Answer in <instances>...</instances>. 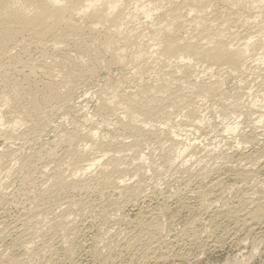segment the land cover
Wrapping results in <instances>:
<instances>
[{
  "label": "bare ground",
  "instance_id": "6f19581e",
  "mask_svg": "<svg viewBox=\"0 0 264 264\" xmlns=\"http://www.w3.org/2000/svg\"><path fill=\"white\" fill-rule=\"evenodd\" d=\"M214 1L215 0H0V107H1L0 136L5 137L6 141L7 139L8 140L10 139L9 141H11L12 138L17 139L22 137V132L18 129V127H21L19 126L20 124L28 123V125H26L28 126L26 130L35 135L45 130V127L48 124L47 122L50 121V120L47 121L48 118L46 115L47 110H50V108H52L51 106L57 101L62 100V103L63 101L66 103V101H68L71 95V91L70 93L69 91L68 92L66 91L67 93L64 94L63 93L64 90L61 91V89L66 88L65 90H68L67 88H69V85L73 82V80L77 78H79V80L80 78H84L86 76L93 78L97 74V71L100 68H104V69L109 67L112 68V66L129 67L130 64H132L134 65L133 68L136 69L135 70L132 68L134 71L131 69L134 75L135 71L141 74L151 72L152 70L155 71L156 67L158 66L159 68L157 69L160 72H162L161 74L164 77L166 75H169L168 78L165 77V79H161L162 80L161 82H158L159 79L156 78V81L158 80L157 83H155L156 85L153 86L149 85V87H141L138 90L135 89L136 91L133 89L134 92H132L133 91L132 90L131 91L132 93L131 92L127 93V91L126 93L122 92L123 89L120 92V90L119 91L116 90L118 88L113 90L114 89L113 87V89H111L113 90V95H111L112 97H107L106 94V96L103 95L100 98L99 102L97 101L98 104L95 105L97 106L96 107L97 113L105 114V115L107 114V116H111V117L114 115L115 117L114 116L113 117L116 118V120H113L115 121V126H111L114 127L115 130V134L113 136L112 135L101 136L103 135V133L99 136L100 128L97 127L98 123H94L95 119L94 121H92L91 119H87L86 117L85 119V121L87 120L86 123H88V121L90 123V124L88 123L89 125H86V126H90L89 128H87L86 131L85 130L81 131L82 130L80 129L81 127L79 126L80 127L79 128L76 126V124L78 123L77 122L75 123L74 126L76 127L73 130L70 131L65 130V133L64 131H62L64 135H62L59 138L57 137L58 139L55 138L56 140H54L51 143V146L50 145L49 147L45 146L46 148L42 147L40 151H37L38 154L36 155L25 156L24 158L21 159V161L19 159L18 162L19 164L15 162V159L16 158L18 159L16 150H11L6 147L7 149H3L0 151V169H1L0 172L3 175V178H6V180L7 178L10 180L15 178L16 180H19L23 184L27 183V181L28 182L30 181L31 185L37 189V192L35 191L36 194L34 193L35 196L32 198L33 201L31 200L32 201L31 202L29 200L31 202V206L29 209L28 208L27 209L30 211L31 216L32 215L35 217L36 215L38 216L37 220L36 219L34 220L32 218L27 219L24 222V224H22L25 228H21L19 224V226L17 227L18 232L23 229L21 231L22 233H18L19 235L21 234L20 236L17 237L14 236L15 239H13V241L11 240L13 245L11 244V246L9 245L5 249H3L2 247L3 250H0V263L6 261V263L8 264H27L30 262H33L34 264L35 261L36 262L42 261L41 262L42 264H48L49 261L46 258V256L54 248V245L53 243H51L50 241L51 239L48 241L45 238L46 233L49 231L56 230L58 229V227L62 226L63 223H66L65 222L66 219L64 218L65 216H69L67 214L68 210H70V212L74 214L78 213L77 214L78 216L79 212L77 211L76 207L78 209H82V207H84L82 205L86 203L84 200H82L84 197L82 199H78L79 201H76L77 199L74 200L73 198L69 197L71 193L68 196H66L65 194L67 193L68 189L69 190L73 189L74 191H76L77 189L78 190L80 189V191L85 189L86 193H90V191L92 192L91 189H93L94 186L98 187L100 185L102 187L103 186L105 187L108 185H112L120 190L118 191L116 189L121 196L122 195L126 196V194H128V196L130 197V193H134V192L139 193L140 196L142 193L139 190H141L142 188L138 189L136 188L137 186H131L129 182L131 177L136 176L137 183H139L140 185L141 181L143 180L142 178L147 174L148 169L157 172L161 168L160 165L158 167L154 165L155 163L152 164L149 163V161H147L148 159L147 153L144 150L145 148L146 149L151 148L152 143L154 144L157 143V145L159 144L158 145L159 148L161 147L163 148L165 144L169 143L168 148L166 147L167 150H165L164 147L165 151H163L164 153L161 154L164 163H167L169 166L174 165L176 161H178V167L181 166L180 167L181 170L183 166V169L185 171H189V167L187 166L189 162L194 161L199 163V165L201 166V168L198 169L199 173L197 172L198 174L196 173L195 175L196 177L194 178L195 173L192 171L194 174L193 175L189 174L185 179L188 182L200 179L198 178L200 176L201 177L208 176L207 170H210V168L208 166V162L206 161V159L214 160L219 158L221 155H223V157L229 156L227 152L222 150L219 151L215 147L212 148L211 150H208L207 155L199 159L200 157L198 158L197 156L202 146H200L199 142L194 141L192 137L190 138L189 134L185 135V137L183 136L184 138L180 137L181 132L177 131L180 125L178 122L180 119L176 121L177 119L176 116H179L178 111H180V109L185 107L187 110L184 109V111L186 110L187 112L185 113L186 117L185 115L184 117L188 119L185 120V118L183 117L184 118L183 122L186 121L187 123L191 124L189 122L191 121L193 122V124L191 125L194 126L196 125L195 122L196 123L200 122V124L203 125L204 122L203 123L201 122L203 121L204 118L203 115V112L205 110L203 109L204 102L207 104V101H209L210 98L214 96V94H216L219 90H221L223 81L221 79H216V78L211 80H206L208 78L203 79L202 78L203 76L201 77L202 75L201 73H204L205 71L209 72L208 70H214L215 66L217 67V70L224 69L225 72L226 70L228 72H232V73L238 72L240 74L241 73L243 74L246 71L254 72L255 75L258 76V78L259 77L262 78L260 82V87L264 91V73L259 71V69H264L263 68L264 0H218L226 4L225 7L222 8H218V6L214 8ZM241 6H245L246 8H250V9L259 10L260 13L255 15L256 13L252 14L251 10H248L247 16H249V18L247 22L250 24V26H252V28L253 27L256 28L255 29L256 31L254 30L256 34L255 35L249 34L250 36L248 37L246 36L245 38L242 37L239 39L236 36H234V34L231 35L230 34L231 32H229L230 35L226 33L227 32L226 30L229 28L228 27L229 18L227 17L230 14L233 15V13L234 14L236 13L233 7L240 8ZM208 8L213 9L211 10V13L209 12L210 10ZM261 13L263 15V18L261 17V19H258ZM142 16L147 19H151V21L147 20L149 21L148 23L140 21ZM185 16H191V17L189 19L181 20V18ZM225 16L227 17L225 18ZM187 20H188V24H187ZM250 20L252 21L250 22ZM233 23L235 22H232V24ZM190 25L192 26V28L195 27V29L198 31V33L196 31L197 33L196 35L194 34L196 37V38L194 37L195 39H192L189 36L185 37L184 35L179 34L181 29ZM241 39L243 41H240ZM32 47L39 50V51L36 50L37 52H40V54H38L39 55L38 58L37 57L33 58L32 55L30 54ZM64 47L66 48L69 47V49L72 47L77 52L76 56L74 57V55L73 56L67 55L65 57H59V55H56L58 53V52L56 53V51L62 48L64 49ZM15 49H18V51L15 52L14 51ZM49 57L52 59V61L50 59H47ZM47 60H50L51 62L49 61L47 62ZM60 63H65L64 65L67 64L66 66H68V69L66 70V73H64L63 76H61L60 74L61 78L59 80L49 81L46 79V81L42 80L41 82V79L38 80L36 78L37 75L35 73L38 68L43 67L45 68L46 74L52 75L53 74L52 70H54L55 68L52 69L53 66L51 67V64H60ZM128 64L129 66H127ZM217 70L215 68V71ZM131 71L129 70L130 73ZM181 73L185 78V80H187L184 82L185 83L187 82V84L189 83L186 86L183 85V82L181 84H179L178 82L177 83L178 85H175L176 82L174 83L175 79L178 78L177 75H180ZM34 74L36 75L35 77ZM17 75H20L21 77H18ZM48 75L46 76L48 77ZM213 75H215V77L217 76L216 74ZM134 81L136 82L135 79ZM139 82L140 81H138V83ZM183 87H185L184 89L186 90L185 92H183L184 91ZM73 88L74 87H72V89ZM111 90L108 91L110 92ZM108 91L106 93H108ZM102 94H100V96ZM248 94L249 97L250 96L251 98L254 97V94L251 93L250 91ZM240 96L237 97H239V99L241 100L242 96L241 97ZM262 96L263 98L260 97L261 99H259V95L257 97L255 96L256 97L255 100L260 102V104L258 105L256 104L260 109L264 108V95ZM199 97L201 98L202 103L198 105L199 102H197L196 100ZM237 97H235L234 99H236ZM233 98L232 100H234ZM240 100L237 99L236 102L234 103L230 100L233 103L232 105L234 109L232 110L234 111V113H236L235 111H238L236 109H239V106L241 105L240 103L243 102L242 101L243 99L241 100L242 102ZM69 101L71 100L69 99ZM55 104L53 106H55ZM3 107H6V110L7 108L12 109L14 111V112L12 111V115L13 113H15V116L13 115L14 117L12 119L7 118L8 119L7 120L4 116L5 113L2 110ZM119 110L122 111L118 112ZM32 113L36 114V116L30 117ZM20 114L23 116H21ZM183 118L181 119L180 122L182 124H183L182 122ZM102 120L104 121V119ZM102 120H100V122ZM258 122L264 123L262 116H260ZM102 123L99 124L101 125ZM109 127H104V128L108 129ZM202 128L204 127L202 126L201 129ZM83 129H85V127ZM18 130L21 133L17 132ZM226 130H228L231 133H236L239 130V125L238 124L230 125V126L227 125ZM27 134L25 133V135ZM31 135L32 134H30V136ZM241 135L243 136V134H240L239 136ZM30 136L29 138H31ZM57 136H59V134ZM23 139L24 138H22V140ZM61 144L66 145V151H67L66 152L67 154L65 153L66 155H64L66 157L63 159H61V157L56 153L57 152L56 148L59 147V145ZM155 149H156V144H155ZM90 152L91 153L93 152L95 156L91 157L92 155ZM95 152L96 153L103 152V154L100 153L98 156H96L97 154H95ZM125 152H127V154H125ZM121 153H123L122 154L123 156L119 155ZM128 153L130 154L132 153L131 156L133 157L129 156L130 154ZM58 156L60 158H58ZM250 156L249 159H251ZM252 157H254V155ZM39 159H46L47 160V162L45 161L46 164H44L43 166L40 165L41 167L36 166L35 162ZM51 159L52 160L54 159V163L56 164L54 166L51 164L52 166L50 165L51 166L50 167L49 161ZM162 159L160 158L161 161ZM41 162L44 161L42 160ZM212 164L213 163H210L209 165L211 166ZM237 164L239 165L240 168H242L240 166L241 161L240 163ZM94 167L98 168L97 171L93 170ZM67 172H69L68 175L66 174ZM244 173H246V171ZM126 176L127 177L131 176V177L127 178ZM249 178L250 177L245 179L248 180ZM2 179L0 178V190L4 185L2 181L5 182V180ZM10 180L8 182L9 184H10ZM135 185L137 184L135 183ZM5 193L3 194L1 193L2 203H5L6 200H10L8 198L5 199L7 197V194ZM63 195H65L66 198H68V200L66 198L61 197ZM137 195L138 194H136V197ZM128 196L125 197V199L129 198ZM59 197L62 198V200H60L62 204H63V200L66 199V202L64 203L67 204L65 207L66 209L64 210H66L67 212L64 211L63 213H61V215H57L59 218L57 222H49V223L47 222L48 225L46 224L45 226H43L42 224L40 225L43 219L40 221L39 217L42 216L44 210L47 209L49 200L52 201L53 200L52 198L58 199ZM132 197L133 194L130 198L132 199ZM88 202L87 204L89 205L90 202L89 203ZM114 206H116V204H114ZM87 207L88 206L85 205V207L83 208V213H84V209ZM111 207L113 206L111 205L110 208ZM74 208L76 209L77 212H73ZM112 209H114V207ZM107 210L108 208H105V211L103 210L102 211L107 212ZM115 210L117 209H114V211L113 210L112 211L116 212ZM70 212L68 213L70 214ZM113 212L111 214H113ZM263 214H264V208L260 206V204H257L255 210L252 211L250 216L248 217L249 213L248 215L245 214V216H247L248 219L250 218L252 220H256L258 216ZM148 215L146 217H148ZM27 216L30 217V214ZM149 216L150 218L152 217L151 215ZM106 217L108 218V216ZM146 222L149 225L152 221L149 223L148 221ZM155 223L153 227L156 226ZM140 224H143V221L142 223L140 222ZM29 226H31L32 229ZM0 227H1L0 242H1L2 240H4V238L5 239L7 238L6 234H8L9 230L8 231L6 230L7 227L6 228H3L4 226H0ZM139 227L141 228V226ZM156 227H158V225ZM10 229L13 230L12 228ZM140 232L138 233L139 236H140ZM61 234L63 233L61 232ZM138 238L139 239L141 238V240L144 239L142 237H138ZM131 239L133 238L131 237ZM131 239L124 245L127 248L129 247L130 249L133 250L132 247L136 248L135 246H137V243L139 242H137V239L136 240H131ZM67 241H69V239ZM126 241L127 240H125V242ZM148 241H149L148 243L144 242L145 244H147L145 246L141 243L144 249H141V247H139L140 250H143L142 254H144V256L145 254L147 256V253L150 250H152L150 247V245L152 244L151 239L149 238ZM102 242L104 248L109 251L116 249L120 245L119 244L120 241L119 243L118 241L116 242L114 238H112L110 235L103 238ZM64 243L65 242H63V244ZM17 246L24 251L25 253L24 255H26L25 257L13 253V250H15ZM134 250L136 251V249ZM96 251L98 252V250ZM154 252H156V250H154ZM104 258L105 260L110 262L112 260V255L110 254L106 255Z\"/></svg>",
  "mask_w": 264,
  "mask_h": 264
},
{
  "label": "rangeland",
  "instance_id": "374dc122",
  "mask_svg": "<svg viewBox=\"0 0 264 264\" xmlns=\"http://www.w3.org/2000/svg\"><path fill=\"white\" fill-rule=\"evenodd\" d=\"M225 5L226 4H224L222 1H218V0L214 1V8H216V6H218V8H222V7H225ZM233 8L236 12L235 13L236 15L233 13V15L232 14L229 15L230 17L225 16V18L226 17L229 18V24H228L229 28L226 30L227 31L226 33L229 34V32H231L230 33L231 35L234 34V36H236L239 39L242 37L245 38L246 36L248 37L250 35H255L256 33L254 32V30L256 28H254V27L252 28V26H250V24L247 22V20L249 18V16H247V15H248V10H251L252 14L256 13L255 15L260 13L259 10L246 8L245 6H241L240 8L239 7H233ZM209 10H210L209 12L211 13V10H213V9H209ZM237 11H239V12H237ZM190 17L191 16H185V17H182L181 20L189 19ZM211 17H212V14H211ZM261 17L263 18L262 13L258 19H261ZM147 20L151 21V19H147L143 16L140 19V21H143L145 23L149 22ZM251 21L252 20H250V22ZM232 22H235V23L232 24ZM216 23H214V24H216ZM218 23H219V21H218ZM187 24H188V20H187ZM214 27H217V26H214ZM185 28H186V31H185ZM185 28L181 29L179 34L184 35L185 37L189 36L190 38L195 39L196 38L195 35L198 33V31L195 29V27L192 28V26L190 25V26H187ZM196 31H197V33H196ZM244 38H243V40H244ZM255 38H257V37H255ZM243 40L241 39L240 41H243ZM64 49H66V50H64ZM64 49L62 48V49L56 51V53L58 52L56 55H59V57H65L67 55H71V56L74 55V57H75L77 54V52L72 47L70 49H69V47L68 48L64 47ZM36 50L37 49H35L33 47L31 48L30 54L32 55L33 58H35V57L38 58V56H39L38 54H40V52H37L39 50H37V51ZM14 51L17 52L18 49H15ZM62 53H64V54H62ZM47 59H50L52 61V59L50 57ZM50 60H47V62L48 61L51 62ZM48 64H50V63H48ZM64 64L65 63L51 64V67L53 66L52 69L55 68L54 70H52L53 71L52 73L54 75L58 74V75H56L57 77L54 76L53 74L52 75L46 74L45 68H43V67H42L43 70H42V68L37 69V71L35 73L37 76L34 74V77L36 76V78L38 80L41 79V82H42V80L46 81V79L49 81H57L61 78V76L64 75V73H66V70L68 69V66H66L67 64L66 65H64ZM129 64L127 66H129ZM253 64H255V63H253ZM130 66L129 67L112 66V68L109 67V68H105V69L100 68L96 74L98 76L95 75L93 78L86 76V77H84L85 79L80 78V80H79V78H77V79L73 80V82H72L73 84L71 83L72 86H71V84L69 85V88H67L68 90H65L66 88L61 89V91L64 90L63 91L64 94H66L68 91L70 93V91H71V95L69 94L70 95L69 99L72 101V103H71V101H69V99H68L69 102L66 101V103L64 101L62 103V100H60L61 102L57 101L59 103L55 102L56 103V104L54 103L55 106H53L54 105L53 104L51 106L52 108H50L51 111L54 109L52 111L53 114L50 110H47V112H46L47 117L51 118V119L47 118V121L48 120H50V121L47 122L49 125L47 124V126L45 127V130H43L39 134L35 135V134L28 132L26 130L28 127L26 125H28V123L20 124L19 126H21L23 129L21 127H18V129L22 132V137L17 138V139L12 138L11 141H9L10 139L9 140L7 139V141H6L5 137L0 136V148L2 147L0 149V151L3 149H7V148H9L11 150H16L18 159L16 158L15 162L18 163L19 159L21 161V159L24 158L25 156L38 154L37 151H40L42 147L46 148L47 146L49 147V145L51 146V143L54 140H56L59 137H61L62 135H64L62 131H64V133H65V130H68V131L73 130L76 126L77 127L80 126L81 128L80 127L79 128L82 129L81 131H83V130L86 131L87 128L90 127V126H86V125L90 124L89 121H88L89 124L86 123V121H87V120L85 121L86 117H87V119H91L92 121H94V119H95L94 123H98L97 127L100 128L99 129V136L102 133H103V135H101V136H105V135L106 136H109V135L113 136L115 134V130H114V127H111V126H115V121H113V120H116V118H114L115 117L114 115H113L114 117L112 116L113 117V119H112V117L107 116V114L105 115V114L97 113V108H96L97 106H95V105L98 104L100 98L103 95L106 96V94H107V97H112L111 95H113V90H115L116 88H118L116 90H118V91L120 90V92L123 89L122 92L126 93V91H127V93H130L133 89L138 90L141 87H149V85L150 86L156 85L155 83H157V81H158V80L156 81V78L159 79L158 82H161L162 81L161 79H165V77L168 78V76H169V75H166L164 77L161 74L162 72H160L157 69V68H159L158 66L156 67V70H157V71L155 70L156 72L152 70L151 72L141 74V73H138L137 71H135L136 74H138V75H136L135 72L133 75L131 69L133 68L134 65L130 64ZM215 68L217 70V67L215 66L214 70H208L209 72L205 71L207 74L205 72H204L205 74L204 73H201L202 75L200 74L201 77L203 76L202 77L203 79L208 78L206 80H211V79L216 78V79H221L223 81L222 87H221L222 91L219 90L220 92L218 91L216 93L217 95L214 94V96L211 97L212 99L210 98V100L207 101V104L204 102V106H203V109H205L203 112L204 118H203V121L201 122V123L204 122L203 125L200 124V122H198V121H197L198 123L195 122V124H196L195 126L191 125V124H193V122H191L189 120L188 121L191 124L187 123L186 121L183 122L184 118L186 117L185 113L187 112L186 111L187 109L185 107L184 108L181 107L182 109H180V111H178L179 116H176V118H177L176 121L180 119L178 121L180 125H179V129L177 131L181 132V135H180L181 138L183 136L185 137V135L189 134L190 138L192 137V139H194V141L199 142L200 146H202V148H201L202 151L200 150V152L198 153V156H197L198 158L200 157L199 159L206 156L207 151L211 150L212 148H215V147L219 151L222 150V151L227 152L229 156L223 157V155H221L219 158L214 159V160H212V159L207 160L206 159V161L208 162V166L210 168V170H207L208 176H206V177L200 176V177H198L200 179L188 182L185 179L187 178V176L189 174L193 175L195 173L194 174V178H195L196 173L197 172L199 173L198 169L201 168L199 163L194 162V161L189 162L187 164V166L189 167L190 172L185 171L183 169V166H182V170H181V168H180L181 166L178 167V161H176V163L174 165L169 166L167 163H164V161L161 157V154L164 153L163 151L167 150L169 143L165 144V146H164L165 150H164V147L159 148V146H158L159 144L157 145V143H155L156 144V149H155V144L152 143L151 148H147V149L145 148V150H144L147 153V157H148L147 161H149V163H152V164L155 163L154 165H156L158 167L160 165L161 170L159 169V171H161V172L157 171V172H159V173H157L154 170L152 171L151 169H148L147 174L142 178L143 180L141 181L140 185H139V183H137L136 176L135 177H131V176L127 177L126 176L127 178L131 177V179L129 180L131 186H137L136 188H138V189L142 188L141 190H139L142 193L140 196H139V193L134 192V193L138 194L137 197H136V194L130 193V197L133 194L132 199L128 196V194H126V196L125 195L124 196L125 197L128 196L130 199L129 198L125 199V197L123 195H122L123 196L122 197L120 195V193L118 192L120 190L118 188H115V186H112V185H108L105 187L104 186L102 187L100 185H99L100 187L94 186L95 188L93 187V189H91L92 192L90 191V193H86L85 189H83L81 191H80V189L79 190L77 189L76 191H74L73 189L72 190L68 189L67 193L65 194L66 196H68L71 193L69 197L73 198L74 200L77 199L76 201H79L78 199H82L84 197L82 200H84L86 203L83 204L82 206H84V207H85V205L88 206L87 208H85L87 210L84 209V213H83L84 207H82V209H78L76 207L77 211L79 212L78 216H77L78 213L74 214V213L70 212V210H68V212H70V214H69L66 210H64V209H66L65 207L67 204L64 202H66V199L68 200V198H66L65 195L61 196L63 198H66L63 200L64 205L60 201V200H62L61 197H59L58 199L52 198L53 200L52 201L49 200L48 205H47V209L44 210V213H42L43 215L46 214V215H44V218H46V219L43 218V215L39 217L40 221L43 219L41 221L40 225L42 224L43 226H45L46 224L48 225L49 222H57L59 219L57 215H61V213H63L64 211H66L69 216H65V218H64V219H66L65 220L66 223H63L62 226L58 227V229H56V230L47 232L45 235V238L48 241L51 239L50 241L54 245V248L46 256V258L49 261L48 264L49 263L50 264H133V263L134 264H264V214L258 216V218H256V220H252L250 218L248 219V217L250 216L252 211L255 210L257 204H260V206H262L264 208V200H263L264 199V126H263L264 123L258 122L260 116H262L263 120H264V108L260 109L257 106L258 104H260V102L255 100L258 95H259V99L263 98L262 95H264L263 94L264 91L260 87V82H261L262 78H260V77L258 78V76H256L254 72L246 71L247 72V73L245 72L246 74L245 73L240 74L238 72H235V73L234 72L233 73L228 72L227 70L225 72L224 69L221 70L219 68H218L219 70L215 71ZM263 68H264V65H263ZM64 69H65V71H64ZM133 69H135V68H133ZM129 70L131 71V73L129 72ZM210 71H213L214 73L210 72ZM259 71L264 73L263 72L264 69H259ZM60 74H61V76H60ZM213 74H216L217 76L215 77V75H213ZM46 75H48L49 78ZM150 75L152 78L150 77ZM181 75H182V73L180 75H177L178 78L175 79V81H174V83L176 82L175 85H178L177 84L178 82H179V84H181L183 82L184 86L188 85L189 83L187 84V82L186 83L184 82L187 80H185L183 75L182 76ZM212 75H213V78H212ZM17 76L21 77L20 75H17ZM134 76H135V78H134ZM144 76H146V77H144ZM182 77H183V79H182ZM130 78H132L133 80ZM88 79H90V80H88ZM107 79H108V81H107ZM134 79L136 80L137 83L134 81ZM132 81L135 83H133ZM138 81H140V82L138 83ZM151 81H152V84H151ZM100 84H102V85H100ZM104 84H106V85H104ZM72 87H74V88L72 89ZM113 87H114V89H113ZM119 88H121V89H119ZM111 89H113V90H111ZM184 89H185V87H183V90ZM245 89H247V90H245ZM108 90H111V91L109 92ZM134 90L132 92H134ZM107 91L109 94L106 93ZM185 91L186 90H184L183 92H185ZM249 91L253 94L256 92L254 94V97H252V98H251V96L249 97V94H248ZM102 93H104V94H102ZM218 93H219V95H218ZM100 94H102V95L100 96ZM234 96L235 97L240 96L241 100L243 99L242 100L243 102L239 99V97L234 99L235 98ZM220 97H222V98H220ZM232 98L234 100H232ZM214 99H216V100H214ZM237 99L240 100L242 103H240L241 105L239 106V109H236L238 111H235L236 113H234V111L232 110V109H234L232 104L234 102H236ZM198 100H200V101H198ZM196 101L199 102L198 105L200 103H202L200 97L197 98ZM240 108H242V109H240ZM0 109H1V107H0ZM4 109L6 110V107L2 108L3 112L5 113L4 116L6 119L7 118L12 119L15 116V113H13L14 116L12 115V111H13L12 109L7 108L6 111ZM66 109H68V110H66ZM184 109H186V110L184 111ZM90 111H91V113H90ZM121 111L122 110H119L118 112H121ZM239 111H241V112H239ZM48 112H49L50 116L48 115ZM259 113H260V115H259ZM32 114H34V113H32ZM32 114L30 115V117L36 116V114H34V115H32ZM51 115H53L54 117ZM184 115H185V117H184ZM21 116H23V115H21ZM105 116H107V117H105ZM101 118L104 119V121ZM182 118H183V120H182L183 124L180 123ZM187 119L188 118H185V120H187ZM100 120H102V121L100 122ZM106 121H107V123H106ZM83 122H85V123H83ZM102 122H104L105 124ZM108 122H110L111 124ZM112 122H114V123H112ZM75 123H77L78 125L76 124V126H74ZM99 123H102L103 125L102 124L101 125L103 127ZM187 124H188V126H187ZM197 124H198V126H197ZM236 124L239 125V130L236 133H231L228 130H226L227 125L230 126V125H236ZM202 126L204 128L201 129ZM84 127H85V129H83ZM104 127H109V128L107 129ZM199 129H201V130H199ZM19 130L17 132L21 133ZM109 130L110 131L112 130V131L110 132ZM56 131H57V133H56ZM187 131H189V132H187ZM25 133L26 134L28 133L27 134L28 136L25 135ZM29 133L32 135L30 136ZM184 133H186V134H184ZM58 134H59V136H57ZM240 134H243V136L242 135L239 136ZM29 136L31 138H29ZM240 137H242V138H240ZM22 138H24V139L22 140ZM237 139H239V140H237ZM15 140L18 142H16ZM13 141H15V142H13ZM8 146H10V147H8ZM157 146H158V149H157ZM11 147H13L14 149ZM148 149H150V150L152 149L153 153H152V150L150 151ZM157 150H158V152H157ZM159 150L161 151V153ZM18 151H19V153H18ZM56 151H57L56 152L57 155H59L61 157V159L66 157V156H64L67 154L65 144L59 145V147L56 148ZM100 153L103 154V152H100ZM100 153L95 152V154H97L96 156H98ZM122 154L123 153H121L119 155H122ZM125 154H127V152H125ZM128 154H130V153H128ZM91 155H92L91 157L95 156L93 152L91 153ZM131 155H132V153L129 156H131ZM253 155H254V157H252ZM19 156H21V157H19ZM59 156H58V158H60ZM244 156H245V158H244ZM247 156H248V159H247ZM249 156L251 157L252 160L249 159ZM131 157H133V156H131ZM160 158L162 159V161L160 160ZM240 159H242L243 161ZM39 160H37L38 164H37V161L35 162L36 166H38V167L40 165L43 166L47 162L46 159H39ZM42 160L44 162H41ZM127 160H124V161H127ZM227 161H229V162H227ZM240 161L242 164V165L240 164V166L242 168H240L239 165L237 164V163H240ZM49 162H50L49 166L51 164L53 166L56 164V163H54V159L53 160L51 159ZM190 163H192L193 165ZM210 163H213L214 165L212 164L210 166L209 165ZM212 166H213V168H212ZM252 166H253V168H252ZM97 169L98 168L94 167L93 170L97 171ZM0 171H1V169H0ZM208 171L210 172V174ZM245 171H246V173H244ZM68 173L69 172H67L66 174L68 175ZM247 176L250 177L248 180L245 179V178H248ZM177 177H179V178H177ZM0 178L1 179L3 178V175L1 174V172H0ZM2 180H5V182L2 181L4 183V185H3L4 189L2 186V189L0 190V205H1L0 206V218H1L0 219V226H4L3 228L7 227L6 230L7 231L9 230V232H8V234H6L7 238L6 239L4 238V240H2L0 242V248H1L0 250L5 249L9 245L11 246V244L13 245L12 241H13V239H15L14 236L17 237V236L21 235V234L19 235L18 233H22L21 231L23 229L18 232L17 227L19 226V224H20L21 228H25L22 224H24V222L27 219L32 218L34 220L35 219L37 220V218H38L37 215H36V217L33 215L31 216V213L28 210L31 206V202L33 201L32 198L36 194L35 191L37 192V189L31 185L30 181L29 182L27 181V183L23 184L19 180H16L15 178L11 179V180L7 178L8 181L6 180V178H3ZM9 180H10L11 185L8 183ZM134 180H136V181H134ZM5 183H6V186H5ZM135 183L137 185H135ZM2 191H4V192H2ZM1 193L7 194V197L5 199L8 198L11 201L6 200L5 203H2V201H1L2 200L1 199L2 194ZM9 196H11L12 198ZM29 200L30 201L32 200V201L30 202ZM7 201H8V203H7ZM87 202L89 203V205L87 204ZM113 203L116 204L117 207L114 206ZM111 205L114 207V209H117V210H115L116 212H113L114 211V209H112L113 207L110 208ZM79 208H81V207H79ZM105 208H108L107 212H103V211H105ZM74 209H73V212H77L76 209L75 210ZM110 209H111V211H110ZM117 211H118V213H117ZM147 211H148V213H147ZM152 211H153V213H152ZM112 212H113V214H111ZM143 212H144V214H143ZM248 213H249V215H248ZM29 214H30V217L27 216ZM119 214H121V215H119ZM148 214L151 215L152 217L150 218V216ZM245 214L248 215V217L245 216ZM147 215H148V217H146ZM106 216H108V218ZM68 218H69V220H68ZM155 219H156V221H155ZM141 220L143 221V224H140V222L142 223ZM145 220L148 221V223L151 221L152 222L148 225ZM5 221H6V223H5ZM144 223H146V224H144ZM154 223L156 224V226L158 225V227H156V226L153 227ZM14 224L17 226H15ZM11 226H14V227H11ZM139 226H141V228ZM9 227L12 228L13 230H11ZM29 227L31 228V226H29ZM62 227H64V228H62ZM157 228H158V230H157ZM145 229H146V231H145ZM142 230H143V232H142ZM140 231L142 232V234ZM61 232L63 234H61ZM139 232H140V236L138 235ZM153 234H154V236H153ZM6 235H5V237H6ZM61 235H62V237H61ZM109 235L112 238H114V240L116 242L118 241V243H119V241H120V243H119L120 245L117 248L115 247L116 249L110 250L113 252H110L109 250L105 249L103 246V242H102L103 238H105L106 236H109ZM133 235H135V236H133ZM131 237L133 239H131ZM135 237H137V238L142 237L144 239L141 240V238L140 239L138 238L139 239L138 240ZM129 238L131 240L137 239V242H139V243H137L138 248H137V246H135L136 248L132 247L133 248V250H132L129 247H128L129 248L128 249L124 245L130 240ZM146 238L148 240H149V238L151 239V242L154 245V247L151 244L152 246L150 245V247L153 250V253H152V250H150L152 254L149 251L147 253V256H146V254L144 256V254H142L143 250H140L139 247H141V249H144L143 245L145 246V245H147L145 243L149 242ZM64 239H66V240H64ZM68 239H69V241H67ZM152 239H154L155 241ZM156 239H158V240H156ZM125 240H127V241L125 242ZM140 240H141V242H140ZM153 241H154V243H153ZM157 241L159 244L157 243ZM63 242H65V243L63 244ZM122 245L125 247H123ZM158 245H160V246H158ZM2 247H3V249H2ZM119 247H120V249H119ZM134 249H136V251ZM20 250H21V248L17 246V248H15V250H13V253L16 255H20V256L25 257L26 255H24L25 254L24 251L23 250L20 251ZM96 250H98V252ZM154 250H156V252H154ZM131 251H133L134 253ZM162 252H163V255H162ZM109 254L112 255V260L110 262L105 260V258H104L106 255H109ZM157 257H158V260H157ZM140 258H142V259H140ZM41 262L42 261H39V262L35 261L34 264H42ZM0 264H8V263H6V261H4V262H1ZM27 264H33V262H30Z\"/></svg>",
  "mask_w": 264,
  "mask_h": 264
}]
</instances>
